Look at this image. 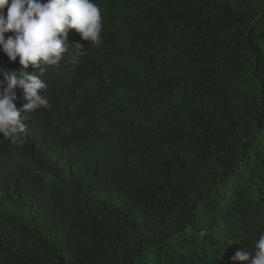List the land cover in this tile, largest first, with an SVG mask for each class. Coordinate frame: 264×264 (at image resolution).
I'll list each match as a JSON object with an SVG mask.
<instances>
[{
  "label": "trees",
  "instance_id": "trees-1",
  "mask_svg": "<svg viewBox=\"0 0 264 264\" xmlns=\"http://www.w3.org/2000/svg\"><path fill=\"white\" fill-rule=\"evenodd\" d=\"M94 2L102 43L69 30L51 107L0 142V264H240L264 234V0Z\"/></svg>",
  "mask_w": 264,
  "mask_h": 264
},
{
  "label": "clouds",
  "instance_id": "clouds-1",
  "mask_svg": "<svg viewBox=\"0 0 264 264\" xmlns=\"http://www.w3.org/2000/svg\"><path fill=\"white\" fill-rule=\"evenodd\" d=\"M72 29L89 44L102 43L101 10L94 0H0V51L10 62L19 58L22 66L11 72L0 67V142L22 143L28 114L51 107L43 95L48 87L43 81L44 73L47 66H58L74 44V34L67 41ZM7 33L12 35L6 36ZM74 47L82 49L80 44ZM29 66L34 69L32 72L28 71ZM17 89L22 90L26 101L21 109L14 103ZM233 260L264 264V234L253 252L237 251Z\"/></svg>",
  "mask_w": 264,
  "mask_h": 264
}]
</instances>
